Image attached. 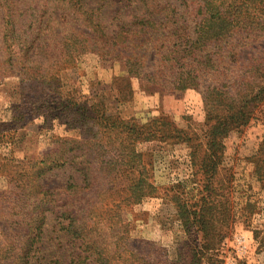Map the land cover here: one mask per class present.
I'll list each match as a JSON object with an SVG mask.
<instances>
[{
	"label": "trees",
	"instance_id": "obj_1",
	"mask_svg": "<svg viewBox=\"0 0 264 264\" xmlns=\"http://www.w3.org/2000/svg\"><path fill=\"white\" fill-rule=\"evenodd\" d=\"M90 1L0 0V74L15 77L20 92L0 123V145L12 144L17 131L37 118L79 134L53 139L20 179L19 246L12 252L0 246V264H68L66 256L69 264L211 261L209 240L221 234L205 219L225 203L213 199L218 186L209 177L193 180L195 199L174 196L184 238L175 243L173 257L151 242L130 244L126 238L122 206L153 190L135 144L154 140L150 130L157 123L171 129L172 138L183 132L165 121L139 126L107 116L101 105L87 106L78 61L92 56L121 64V79L136 78L158 94L197 92L205 111L206 174L216 171L224 139L259 122L263 134L251 163L264 187V0ZM69 169L78 172L80 183ZM88 192L100 207L86 198Z\"/></svg>",
	"mask_w": 264,
	"mask_h": 264
},
{
	"label": "rangeland",
	"instance_id": "obj_2",
	"mask_svg": "<svg viewBox=\"0 0 264 264\" xmlns=\"http://www.w3.org/2000/svg\"><path fill=\"white\" fill-rule=\"evenodd\" d=\"M114 64L100 62L92 56L82 57L78 61V84L81 94L88 101L87 106L101 105L107 116L133 120L139 126L165 121L172 129L183 132L177 139L172 138L171 129L157 123L150 130L154 133V140L135 144L136 151L142 155L153 190L140 202L122 206L124 210L120 219L126 226L125 236L130 244L151 242L173 257L175 243L184 238V231L176 216L174 196L182 193L181 197L186 201L195 199L197 195L193 191V180L200 182L209 177L218 186L215 190L217 197L213 199L225 204L220 213H213L205 219L216 224V232L221 237L218 239L214 236L209 240L212 250L206 256L211 257V261L204 259L203 263L264 264V187L254 176L251 163L261 141L262 125L253 122L240 134L233 133L224 139L225 150L216 171L206 174L201 164L203 159L208 160L209 152L205 144V111L200 95L193 90L170 93L174 101L166 103V107L172 113L176 111V115H165L163 112L153 115L158 103L147 105L144 96L158 95L155 88L136 78L110 77L108 69ZM19 100L17 79L0 74V123L8 120L9 108L17 105ZM176 104H180V110H176ZM136 113L138 115L134 116ZM55 138L75 140L79 139V134L75 130H67L55 120L43 122L37 118L17 131L12 144L0 145V246H5L11 252L13 247L19 246L16 242L20 240L15 235L19 231L16 226L18 184L29 173L30 166L38 165L41 155L51 148ZM68 173L80 183L78 172L69 169ZM127 174L124 172L122 175ZM133 177L137 178L136 174ZM91 196L88 192L86 198L100 207L101 202L94 201ZM110 235L117 237L118 229L111 230ZM52 236L48 233L47 237ZM64 241L62 247L69 250ZM64 261L68 264L72 262L69 256L64 257ZM84 264L93 263L86 261Z\"/></svg>",
	"mask_w": 264,
	"mask_h": 264
},
{
	"label": "crops",
	"instance_id": "obj_3",
	"mask_svg": "<svg viewBox=\"0 0 264 264\" xmlns=\"http://www.w3.org/2000/svg\"><path fill=\"white\" fill-rule=\"evenodd\" d=\"M110 69V77L113 78H125L126 77V71L124 70L123 66L121 64H114L111 65L109 67ZM115 70V71H114ZM117 70V72H116ZM107 75V73H105ZM138 89V88H137ZM137 89H135L137 91ZM134 90V91H135ZM136 93H139L138 91ZM144 102L147 105H150L151 102L155 103L157 102V109H154L153 111V115H157L160 112H163L165 115H176V111H173V113L171 112V110L169 111L168 107H166L167 104H169V102L174 101V98L171 96V94H158V95H154V96H144ZM167 103V104H166ZM180 104H176V110L178 108V110H180L181 106H179ZM142 109H147V107H142ZM138 114H134V116H137Z\"/></svg>",
	"mask_w": 264,
	"mask_h": 264
}]
</instances>
